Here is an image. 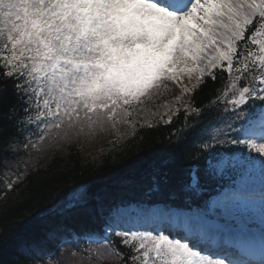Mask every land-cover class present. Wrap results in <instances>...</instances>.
I'll use <instances>...</instances> for the list:
<instances>
[{
  "label": "snow or ice",
  "instance_id": "1",
  "mask_svg": "<svg viewBox=\"0 0 264 264\" xmlns=\"http://www.w3.org/2000/svg\"><path fill=\"white\" fill-rule=\"evenodd\" d=\"M169 83L150 184L112 203L77 185L56 210L100 222L80 264H264V0H0V120L39 147L115 129Z\"/></svg>",
  "mask_w": 264,
  "mask_h": 264
},
{
  "label": "trees",
  "instance_id": "2",
  "mask_svg": "<svg viewBox=\"0 0 264 264\" xmlns=\"http://www.w3.org/2000/svg\"><path fill=\"white\" fill-rule=\"evenodd\" d=\"M212 90L209 80L196 100ZM161 94L174 98L179 90L169 83L167 89L161 88ZM9 96L10 89L4 91L0 84V101ZM169 114L175 111L147 124L138 123L131 115L115 129L72 131L67 138L43 147L30 135L36 129L16 135L10 123L0 120V233L5 237L0 243V264H80L83 258L77 253V242L84 248L88 241L79 237L99 228L100 222L75 213L57 216L56 210L71 199L77 185L84 184L103 195L107 203L136 195L148 186L151 177L146 165L167 143L171 129L163 121ZM9 136H15L18 144L14 154L4 149L3 141ZM29 142L38 147L26 146ZM18 174H23L21 179H17ZM121 176L129 178L134 191L110 183ZM9 181L11 189L6 187ZM54 226L59 227L57 234L40 239Z\"/></svg>",
  "mask_w": 264,
  "mask_h": 264
},
{
  "label": "rangeland",
  "instance_id": "3",
  "mask_svg": "<svg viewBox=\"0 0 264 264\" xmlns=\"http://www.w3.org/2000/svg\"><path fill=\"white\" fill-rule=\"evenodd\" d=\"M152 95L150 97H143L142 103H135L136 105V113L141 117L144 122L152 119L155 115L165 114L169 110L175 108V104L178 102H172L169 99H159L156 95Z\"/></svg>",
  "mask_w": 264,
  "mask_h": 264
}]
</instances>
